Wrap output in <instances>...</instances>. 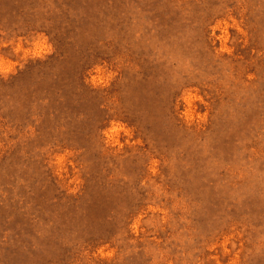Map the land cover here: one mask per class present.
<instances>
[{
  "label": "rangeland",
  "instance_id": "rangeland-1",
  "mask_svg": "<svg viewBox=\"0 0 264 264\" xmlns=\"http://www.w3.org/2000/svg\"><path fill=\"white\" fill-rule=\"evenodd\" d=\"M0 264H264V0H0Z\"/></svg>",
  "mask_w": 264,
  "mask_h": 264
}]
</instances>
